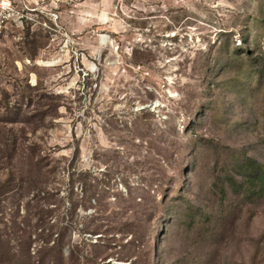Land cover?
<instances>
[{"label":"rangeland","instance_id":"1","mask_svg":"<svg viewBox=\"0 0 264 264\" xmlns=\"http://www.w3.org/2000/svg\"><path fill=\"white\" fill-rule=\"evenodd\" d=\"M37 8L0 35V236L17 257L2 264L58 235L93 252L101 189L109 221L156 209L151 264H264V186L244 182L264 169V0ZM103 235L106 264H129L131 237Z\"/></svg>","mask_w":264,"mask_h":264},{"label":"trees","instance_id":"2","mask_svg":"<svg viewBox=\"0 0 264 264\" xmlns=\"http://www.w3.org/2000/svg\"><path fill=\"white\" fill-rule=\"evenodd\" d=\"M28 88L32 89L30 85H28ZM33 104V101H31L30 105ZM37 105H39V109L36 112L37 115H34V111L31 115L33 117L38 116V121L45 120L46 117L45 111H43V105H41L40 102ZM45 105L48 106L47 104ZM21 130L22 132H25V129L22 128ZM7 146L11 150L10 151L7 148L9 152L8 158L12 160L14 156L13 152L15 153V151H17L18 143L15 140L11 145L6 144V147ZM37 147L39 146L36 143L30 146V153L26 159L30 166V174L33 171H36L38 172V175L43 178L46 175L44 171L46 159L43 155L39 153L37 154V151H35ZM254 166H256L255 174L246 177L247 179L244 181L247 188L248 185L253 184L260 187L264 186V169L257 163L254 164ZM15 181V178L10 179L8 182L9 186L13 187ZM42 192L45 193L44 191ZM104 200L105 191L102 189L96 192L94 191V195L86 200V202L91 206L86 207V209H93V212L87 215V219H89L90 222L84 227L83 233L86 235L85 237H88L87 241L90 239V242L86 243L88 245L90 243V247L94 250L93 252L83 256L82 260H80L76 257L74 245L71 246L70 242L65 243V237L58 235L54 240L46 239V241H44L37 250L27 248L23 255V264H106L105 260L101 258L100 252L97 250L104 247V242L102 240L104 232L109 233L111 231L122 235L123 238L126 239L131 237L130 240H128L121 248L124 253V256L122 257L123 260H127L129 264H151V256L154 253L151 226L152 218L155 214H157L156 209L144 208L139 216L135 214L133 218L127 219L125 223L120 221L112 222L109 221L111 212H109V208L105 204ZM93 203H95V205H93ZM99 234L101 236L96 238V241L93 242V237ZM10 244V239L7 240L0 236V264L7 261L4 258L7 255L11 256V260L16 261L17 257L15 255H11L12 248ZM66 244L68 245L66 246Z\"/></svg>","mask_w":264,"mask_h":264},{"label":"built area","instance_id":"3","mask_svg":"<svg viewBox=\"0 0 264 264\" xmlns=\"http://www.w3.org/2000/svg\"><path fill=\"white\" fill-rule=\"evenodd\" d=\"M45 0H0V35L10 27H23L24 20L29 19V11H39L37 8ZM61 0H50L52 11H57ZM37 7L34 8L33 6Z\"/></svg>","mask_w":264,"mask_h":264}]
</instances>
